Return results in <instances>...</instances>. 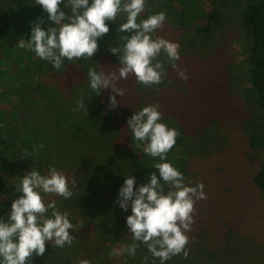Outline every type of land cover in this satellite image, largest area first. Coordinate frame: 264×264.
Listing matches in <instances>:
<instances>
[{
	"label": "rangeland",
	"instance_id": "obj_1",
	"mask_svg": "<svg viewBox=\"0 0 264 264\" xmlns=\"http://www.w3.org/2000/svg\"><path fill=\"white\" fill-rule=\"evenodd\" d=\"M6 1L0 0V6ZM193 5L195 12L180 19L174 3L146 0V10L141 16L166 13L164 26L156 35L180 45V59L176 63L187 73V79L181 80L165 61L166 78L159 85H139L133 76L118 81L117 86L125 89V95L116 96L119 102L115 108L116 126L121 131H130L127 118L143 106L153 104L162 113L163 122L179 130L176 139L188 149L186 183H203L206 194V199L194 203L193 223L187 233L188 252H197L190 241L200 237L202 242L198 246L205 255L215 252L219 260L216 264H231L227 252L224 253V241L230 232L234 236L229 243L230 257L237 260L235 263L264 264V192L253 181L264 163V117L249 89L250 43L240 2L194 0ZM4 6L13 13L14 21L10 28L13 40L8 48H3L5 53L0 58V217L7 218L11 202L18 195L15 185L32 167L45 173L48 167L55 166L66 176L70 168L71 177L77 179L73 197L64 200L49 194L46 199L56 200L58 210L68 214L75 225L72 231L75 239L63 248L46 243L42 256L31 257L32 264H79L82 260H88L89 264L136 263L134 257L111 254L132 242L125 224L129 213L115 202L119 188L102 185L110 188L107 195L96 192L94 183L102 173L97 170L98 165L129 160L127 148L122 141L101 140L81 157L77 146L60 141L59 133L64 118L62 106L67 107V120L73 121L80 112L74 111L77 99L92 94L87 87V69L95 66L108 73L118 68L117 57L108 49L119 44L117 28L124 17L108 22L110 30L98 40V49L90 58L97 62L81 68L80 60L65 61L57 71L33 52L17 46L20 39H27L32 24L40 22L42 27L51 24L47 14L34 0H13ZM210 9L218 12L219 22L213 33L207 35L196 28L204 23ZM102 42L106 43L99 46ZM109 91L102 90L99 95L86 98V107L101 103L103 116L111 115L114 109L108 108ZM45 138L49 142L44 149L45 146H39ZM33 144L36 149L30 156L28 148ZM63 164L70 165L63 171ZM146 181L145 175L136 179L137 184ZM111 224L115 229H111ZM177 256L186 260L181 261L183 264H190L182 255Z\"/></svg>",
	"mask_w": 264,
	"mask_h": 264
},
{
	"label": "clouds",
	"instance_id": "obj_2",
	"mask_svg": "<svg viewBox=\"0 0 264 264\" xmlns=\"http://www.w3.org/2000/svg\"><path fill=\"white\" fill-rule=\"evenodd\" d=\"M34 3L47 14L51 24L47 27L40 22L32 24L27 39H20L17 46L33 52L57 71L65 61L92 58L98 40L110 30L108 22L124 17L117 28L118 33L124 34L120 37L123 44L108 49L117 57L119 68L108 73L95 66L87 69L91 95L111 90L107 96L110 109L117 107V95H125V89L117 86L118 81L133 76L139 85H159L166 78L165 61L181 80L187 79V73L176 63L180 59V45L156 35L164 26L166 13L141 16L146 10V0H34ZM91 95L77 99L74 111L87 112L84 101ZM126 123L132 137L146 143L143 151L153 158L155 171L148 173L147 181L141 184L136 183L133 175L124 176L115 202L129 213L125 224L132 242L111 254L135 257L137 248L143 244L151 254L150 264H166L177 255L187 258V233L193 223L195 201L206 199L204 185L186 183L184 174L167 160L180 133L163 122L156 105L143 106ZM76 187L77 179L69 178L55 166L48 167L45 173L32 167L21 177L15 185L18 195L11 202L7 218L0 217V264H32L31 257L42 256L46 243L57 248L73 243L75 225L67 213L58 210L56 200L46 197L53 194L68 200ZM79 264L89 261L82 260ZM142 264H149L147 257Z\"/></svg>",
	"mask_w": 264,
	"mask_h": 264
},
{
	"label": "trees",
	"instance_id": "obj_3",
	"mask_svg": "<svg viewBox=\"0 0 264 264\" xmlns=\"http://www.w3.org/2000/svg\"><path fill=\"white\" fill-rule=\"evenodd\" d=\"M168 1L178 6V16L180 17V19H182V17H185V15H190L191 13L195 12V6L193 5L194 0ZM238 1L240 2L241 16L250 43L247 52L249 89L264 117V0ZM6 2L2 3V5L0 6L3 7L0 11V58L2 54L5 53L3 51V48H8L11 44V41L13 40L10 28L14 21V15L10 11V9L5 8L4 5L6 4ZM181 22L184 24L183 20H181ZM218 22V12L215 9H210V11L206 14L204 23L201 26L197 27L196 30L200 33L209 35L216 29ZM122 35L124 34L118 33L116 35L120 45L123 44V41L120 39ZM105 43L106 42H102L99 46H102ZM94 61L97 62L98 60ZM94 61H92V59L90 58L80 59V63L82 64L81 68H84L83 66L87 67L89 64H93ZM119 66V64L116 65V67L118 68ZM128 85L129 82L126 86L128 87ZM101 108H103L101 103L93 104L91 107L87 106V112L80 111L78 113V116H76L73 121H69L67 120L68 117L65 113L67 111V107L66 105H63L62 111L64 113V118L62 119L63 124L59 133L61 137L60 141H62L64 144H66L65 142H67L68 145L77 146V151L80 156L82 155V153H86L88 149L90 150L93 143L97 144L101 140L104 143H113V140H115V142H117V140L122 141V145L124 146V148H127V152L131 155L130 158H128L130 161L113 160L107 162L105 165L97 166V170L102 173L98 180H94V183L96 185L95 188H98L96 192H102L109 195L108 193L110 188L103 187L102 185H108L109 187L117 189L122 185L124 176L133 175L137 180H139L140 177L142 179L145 175L147 179V174L155 171V169L152 168L153 158L146 155L143 151L146 143L136 141L132 137L130 131H121L119 128H117L118 126H116V122L118 120V115L116 109L112 110L111 115L104 117L101 112ZM88 132H90L89 135ZM48 140L49 138H45L43 141V146H45L44 149L48 147ZM252 141L253 140H251L250 142V146H252L251 148H253ZM35 149L36 144H33L28 148V153L30 154V156H33ZM38 151L39 158L40 160H42L40 157V154L42 156L41 150L39 149ZM45 151L43 154H46ZM187 153V147H185L181 143V141L176 139L175 145L167 154V160L171 162L175 167H177L184 174L185 178L188 177L187 166L185 165V157ZM46 155L44 157H46ZM81 157H84V155ZM69 165L70 164L61 165L62 170L66 167L68 168ZM70 171L72 172V169L70 168H68L66 171L69 178H71ZM108 175H111L109 177L110 179L107 178ZM253 181L259 191L264 192V163L256 171ZM88 182L91 183V181ZM167 187L168 186L166 185L165 190H167ZM110 197L112 198V196ZM111 229H115V225L111 224ZM228 235L229 236H226L225 238L226 242L224 241V245L226 246L224 247L226 248L224 253L227 252L225 254H228L229 258L232 260L233 263L231 264H237V262L235 263V261L237 260H233L234 258L230 257L232 252L230 251L229 243L230 240L234 238V236L231 237L232 234L230 232ZM195 239V242H193L191 238L190 243L191 247L194 250H197V252H189V258H186L187 261H189L190 264H216L215 262L219 261L217 259L216 253L209 251L207 255H205L201 251L202 249L199 247L202 242L200 237ZM227 248H229L228 251ZM145 257L148 258L150 264L152 260L151 254L147 251L145 245L141 244L136 250V255L134 257V261L136 263L134 264H142V261ZM181 261L185 263L186 260H182V258L180 259V257L178 256H173L170 260L166 261V264H183Z\"/></svg>",
	"mask_w": 264,
	"mask_h": 264
}]
</instances>
